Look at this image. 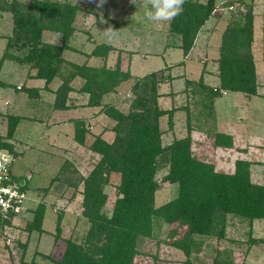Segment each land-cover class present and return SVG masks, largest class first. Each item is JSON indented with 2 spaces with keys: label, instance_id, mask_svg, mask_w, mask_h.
Here are the masks:
<instances>
[{
  "label": "trees",
  "instance_id": "obj_1",
  "mask_svg": "<svg viewBox=\"0 0 264 264\" xmlns=\"http://www.w3.org/2000/svg\"><path fill=\"white\" fill-rule=\"evenodd\" d=\"M237 2L238 7L235 12L230 11L221 36L219 86L207 87L202 77L196 81L195 89L200 86L204 97L209 100L206 104L209 107L204 106L208 102L206 99L203 110L208 108L210 113L213 98L220 95L221 90L257 94V73L252 52L254 5L243 0ZM214 8L215 0H185L182 13L169 22V34L175 38L167 46L180 48L186 56ZM84 11H96L95 5L85 7L67 0H0V12H9L12 20L11 33L5 37L0 57V69L6 60H11L27 64L34 70L31 78L44 80L42 87H19L18 90L24 91L34 102L30 104L40 111V104L44 105L41 102L44 98L42 91H50L53 101L46 104L49 106L46 118L51 112L74 110L78 106L87 110L96 108L90 116L79 114L66 119L73 125V141L99 155L92 169L84 177L80 176L76 183H83L81 216L88 223L87 229L80 238H65L60 258H54L50 253H39L38 249L34 255L47 259L50 264H149L139 261L144 256L139 242L156 238L184 255V260L174 261L173 264H205L206 260L200 254L202 247L209 244L210 238L217 242L230 240L227 231L231 217L249 224V247L264 242L263 237L252 235L254 221L264 219V183L252 178L253 161L237 158L232 171L217 170L212 161L197 154L193 128H189L185 136L164 144L160 119L166 115L171 128L173 113L178 108L163 109L159 106V83L164 76L171 78V75H160L158 71L144 76L132 75L129 62L121 60V49L110 43L95 44L90 51L77 47L74 43L75 21L78 12ZM108 21L115 27L119 24L113 19ZM47 32L58 33L60 43L47 41ZM65 50L86 58L80 63L68 60L63 55ZM113 52H118V55L112 64H108V57ZM91 58H97L100 63H90ZM55 79L59 83L52 89ZM76 79L81 80L78 87L74 85ZM125 83H129L132 93L129 108H120L116 101L103 100L105 95L117 93ZM5 85L0 80V86ZM74 95L85 98L84 103L76 104L77 97ZM100 114L109 119L108 125L96 133L92 131L89 119ZM207 114L205 117H208ZM5 117L7 133L6 139L0 138V150L16 158L18 152L13 138L19 122L26 117L12 112ZM30 119L43 120L38 112ZM208 129L206 134L210 138L206 140L212 146L233 147L234 141L229 134L217 131L214 124ZM106 131L112 132L111 139L103 136ZM162 169L165 172L158 179ZM58 173L44 188V194L53 181L58 180ZM162 183L176 184L177 193L174 198L157 205L155 194ZM76 184L72 186L76 188ZM111 186L114 188L113 198L107 190ZM28 187L27 181L23 188L27 190ZM74 194L73 191L71 199ZM45 197L34 208L26 209L31 212V217L22 227L27 234L26 239H17L15 244L6 246L10 264H46L35 256L26 259L31 234L37 232L40 236L44 232ZM64 214V207L56 211L55 244L62 238ZM12 218L13 214L6 219L0 214V239H7L4 231L6 226L13 227ZM157 224L169 227L162 240L158 239L155 230ZM214 246L209 264H248L245 255L223 252L217 244ZM14 250L18 252L17 256ZM152 258L159 264H172L155 254Z\"/></svg>",
  "mask_w": 264,
  "mask_h": 264
},
{
  "label": "rangeland",
  "instance_id": "obj_2",
  "mask_svg": "<svg viewBox=\"0 0 264 264\" xmlns=\"http://www.w3.org/2000/svg\"><path fill=\"white\" fill-rule=\"evenodd\" d=\"M67 1L71 3H78L85 7L95 5L96 11L78 12L76 17L74 43L82 50L90 51L95 44L106 42L115 45L116 47L125 48L128 51H136L133 52V65L141 67L143 62L145 63L144 71H136L135 69V73L138 72V74L141 72L148 73V70L149 72L157 70L158 68L163 67L165 62L174 60L175 58L179 59L182 55L181 49L177 47H170L165 52L163 50L165 41L169 39L168 41L171 42L175 38L168 35L170 21H147L143 15L144 9L139 6L136 7L135 5H132L129 0H107V3H105L102 8H97L96 3L92 2V0ZM221 1L222 0H220V2ZM245 2L255 5L253 0H245L244 3ZM256 2L258 7H263V11L264 0H256ZM237 5L238 4H236L233 9L228 8V18L231 12L236 11L238 7ZM225 6L227 7V5ZM260 8H256L257 11L255 10L257 15L262 13ZM108 19L118 21L120 26L116 28L112 22L108 21ZM256 21H258L257 17ZM260 25L264 28V22L262 20ZM109 26L113 27L118 33L117 37L111 42H107L104 35V30ZM11 28V14L9 12H0V57L5 46V37L10 35ZM255 30L258 34V30H260V28L256 27ZM219 32L221 31L218 30V34ZM45 39L47 41L60 43V35L58 33L47 32L45 33ZM218 41L219 35H216V37H214L211 41V46L217 47ZM197 51L200 53L201 50ZM64 55L69 59L73 58L75 62L79 63L86 58L82 54H74L72 52L69 53L68 51H66ZM116 56L115 52L111 53L108 57V64H112ZM142 56L147 57L145 61L142 60L143 62L141 61V59H143ZM217 57L218 54H216L215 49L209 48L207 58V68L209 70L217 68ZM96 61L99 60L97 58H91L89 62L96 64ZM97 63L99 64L100 62ZM177 67L179 68V66ZM177 67H175V73L178 72ZM31 72H34V70H31L27 64H21L11 60H6L0 69V80L6 83L5 86H0V138L6 139L7 120L5 116L7 113L12 112L26 117L19 122L13 138L18 156L14 158L12 169L17 175L29 177V187L26 191V199L24 202L25 207L28 209L34 208L38 201L45 196L44 200L47 202L45 218L43 221L44 232L40 236L37 232H33L31 234L29 246L26 251V259L30 260L33 256H35L34 254L36 249H38L39 253H50L54 258H60L65 247V238H80L87 229L88 223L86 222V219L81 216V191L83 189V183L80 182L78 185L76 183L80 176L84 177L92 169L98 161L99 155L85 147L79 146L73 141L72 123L67 121L62 124L51 125L50 122L60 118L66 120L67 117L73 115H92L93 112L96 111V108L87 110V108L81 109L78 106V108L74 110L51 112L49 117L46 118L45 115L49 112V106L46 104L52 103L53 96H51V98H49V95L47 97L45 96L41 101L44 105L40 104L42 107H38L40 111H37V106L30 104L34 102L26 96L24 91L18 90L19 87L24 84H26V86L35 83L37 84L36 81L28 79V73ZM54 81L55 82L51 84V88L52 86L53 88L56 87L59 83V80L57 79ZM217 82L218 81L215 75L209 77V83ZM38 83L42 87V82L38 81ZM80 83L81 80L76 79L74 85L78 87ZM179 84L180 82L175 80L171 85L161 83L159 88L163 91L168 88L176 89ZM232 95H236L234 102L230 100ZM74 96L77 97L75 100L76 104L84 103L85 98L77 95ZM222 96L223 99H227V101L223 104L224 107L219 102V106L224 110V112H217V114H223V116H221L218 120L219 123H217L218 126L221 125L219 128L224 132L245 131L246 133H244V136L238 135V137L234 139V146L232 148L212 146L210 141L206 140L210 138L206 136L207 134H205V136H196L195 147L197 148V154L212 161L217 170L224 172H230L233 170L234 161L237 158L251 160L253 161L251 165L252 178L254 181L264 183V138L259 139L257 137L259 132L264 134V121H262L261 125L257 126V131L255 129L254 136H251L253 138L247 139L251 129L249 128L246 130L240 120V117H245L247 120L249 119L248 114L244 113L250 104L257 100V97L253 96L250 98L244 96L242 93L236 94L233 92ZM131 97L132 93L129 91V83H125L119 88L117 93L107 94L103 100L111 103L116 101L120 108L127 109L129 108V101ZM183 99L184 96L179 95L170 99L167 98L166 103L162 100L160 104L162 107H169L171 105L180 104ZM206 99L208 100V98L201 94L195 96L193 101H195L197 106L201 105L202 107L203 103L207 101ZM259 100L260 101L255 102H257L259 104L258 106L263 109L257 111L259 119H262L264 117V99ZM207 103L209 104V100L205 104ZM193 110L195 111V109ZM197 110L200 109L197 108ZM37 112L38 115L43 118L40 122L30 119V117L35 113L37 115ZM257 116H254L255 119L258 118ZM204 119L207 123H210L212 117H205ZM108 120L109 119L103 114H100L97 117L92 118V120L89 121V124L93 126L92 131L98 133L102 130V127L108 125ZM166 121L167 117H164L162 119L163 126ZM178 122L176 130L172 133H164L165 135L162 139L164 144H167L172 140L169 138L173 133H175V137L173 138L181 137V133L186 134L185 129H183L184 121L181 120L179 123ZM59 133H61V135H59ZM103 136L106 139H111L112 132L106 131L103 133ZM239 147L244 148V150H239ZM164 172L165 169H162V171L158 173L157 178L160 179ZM57 173L59 175L58 180H54L52 185L44 194V188L49 186L50 181L53 180V177H55ZM72 184H76V188L72 186ZM107 190L113 198V186L107 188ZM73 191L75 194L71 199ZM176 193V184L162 183L161 188L155 194V202L157 205L163 204L164 202L174 198ZM63 207L65 214L62 221V238L55 244L53 242V233L55 229L56 211L61 210ZM30 217L31 212L29 210H23L14 217L13 227H7L4 231L5 235L10 237V243L15 244L17 239L21 241L26 239L27 234L22 227L25 221ZM255 224L258 226H255V230L253 228L252 235L254 237L264 236V219L255 220ZM252 227H254V225ZM155 228L158 239H164L169 227L157 224ZM227 234L231 241L224 240L217 242L214 238H210V241L208 242L209 244L202 247L200 253L201 257H203L208 264L209 259L214 254L215 244H217L223 252H234L237 256L245 255V260L249 264H264V242H259L251 245L250 247L248 246L247 238L249 234V224L246 221L231 217L228 223ZM232 239L236 241H232ZM8 245L9 244L5 242V239H0V264H10L9 252L6 248ZM139 248L144 253V256L140 257L139 261L142 260L145 261V263L159 264L152 258L153 254L159 257V259L162 258L164 261H168L172 264L174 261L184 260V255L181 251L165 244L164 241H157L156 238L142 239L139 242ZM14 251V255L17 256L18 252L16 250ZM35 258L41 263H51L39 255H36ZM206 261L205 264H207Z\"/></svg>",
  "mask_w": 264,
  "mask_h": 264
},
{
  "label": "crops",
  "instance_id": "obj_3",
  "mask_svg": "<svg viewBox=\"0 0 264 264\" xmlns=\"http://www.w3.org/2000/svg\"><path fill=\"white\" fill-rule=\"evenodd\" d=\"M193 1L206 2L207 0H193ZM237 1L238 0H234V2L232 1L234 6L236 4H238ZM253 1H254L255 5L253 6V13H254V41H253V44H252V52H253L254 61H255V65H256L257 85L258 86H257V94H254V95H247V94H244V93H242V94L244 96H247V97H250V98L255 96V97H257V100H255V101H260L259 99H264V42H263V39H264L263 29L264 28H262L263 24L260 25L261 20L264 22V10L262 11L263 7L260 8V7L257 6L258 4H257L256 0H253ZM221 2H220V0H215V8H214L213 12L211 13L209 18L205 21V23L199 29V31H198V33H197V35L195 37L194 44H193V46L191 47V49L189 50V52L187 53L186 56H184L183 52H182V55H181V57L179 59L175 58L176 60L175 59L174 60H169L168 62L164 63L163 67H160L157 70H152V71H158V73H160V75H162V74L166 75L168 73H169V75H171V78H169L167 76H164L165 78L162 80V82L159 83V87H160L161 83L162 84H167V85L170 84L171 85L172 82L175 81V80H178L180 82L179 86H177L176 89L168 88L167 90L163 91L162 89L159 88V93H160L159 98H158L159 106L161 108H163V109L178 108L173 113V120L174 121H173V125H172L171 128H169V126L167 124V121L164 123V126H163L162 119L164 117H167V116L164 115V116L161 117L160 125H161V128L164 130L165 134H168L170 132L172 133L174 130H176L177 122L179 120L180 121L181 120L184 121V128L183 129H185L186 134L188 133L189 128H193L194 129L193 132H192V135H193L194 139H195L196 136H205V134L208 133L206 129L210 128L211 124L215 125V129L217 131H219V132L223 131V130H221L219 128V126H221V125L218 126V124H217V123H219L218 120L220 119L221 116H223V114H219V113L217 114V112H219V111L220 112H224L223 108L219 106V102L223 106V104L226 103L227 99H223L222 95L229 94L231 91L225 90L226 91L225 93H223L221 91L220 95H218V96L213 98L212 108L210 109L211 113H210V111H207L208 108H207L206 111L203 110V107L204 106L206 107V104H204V106L201 107L200 105L197 106V104H195V101H193L194 97L197 96V95H201L202 94L204 96V93H202V89H201L200 86L199 87L197 86L198 88L195 89V87L197 85L196 81H198V79L200 77H202L203 84L206 85L207 87H218L219 83H220L219 82V76H218V69H219L218 57H219V52H220L221 36H222V33H223L224 28L226 26L228 14H229V10L225 6L228 3L225 4V3H221ZM256 8L257 9L260 8L262 13L257 15L256 14V11H257ZM256 17H257L258 21H256ZM119 24H118V26H120ZM118 26H116V28ZM256 27L260 28V30H258V34H257V31L255 30ZM218 30L221 31V32H219V34H218ZM168 35H170V34H168ZM216 35H219V41L217 43V47H215V46L213 47V46H211V41L213 40L214 37H216ZM168 40L165 41V43H164L165 44L164 47H163L164 52L168 48L173 47V46H167V43L170 42ZM113 46L116 47L115 45H113ZM116 48L117 49H121V51H122L120 53L122 62L123 63L129 62V64H130L129 66H130V70H131V74L132 75H134V76H144V75L150 73L149 70H148V73H143V72H141L139 74H138V72L135 73V69H136V71H138V70L139 71H141V70L144 71L145 63L143 61L146 60V58H147L146 56H142L143 59H141V61L143 60L142 61L143 65H141V67L134 66L133 65V59H134V53L133 52H136V51H131V50L128 51L127 49L121 48V47H116ZM209 48L210 49H215L216 54H218V57L216 58V61H217V66L216 67L217 68L214 69L215 71L214 70H209L207 68V62H208L207 58H208ZM197 50H201L200 53ZM66 51H68L69 53L72 52V51H69V50H65L63 55L66 53ZM127 51H128V53H127ZM194 52H196V53H194ZM72 53L76 54L75 52H72ZM115 53H116V55H118V52H115ZM64 57H65V55H64ZM65 58H67V57H65ZM67 59L71 60V61H74L73 58H70V59L67 58ZM97 62H99V61H96V63ZM177 66H179L180 70H179V68ZM175 67L178 68V69L176 68L178 70V72H176V73L174 72ZM259 72H261V73H259ZM32 73L33 72L28 73L27 77H28L29 80L36 81L37 84L35 83V84H32V85H28V86L41 87L39 85L38 81L42 82V86H43L44 80L43 79L31 78L30 75ZM212 75L213 76L215 75V77L217 78V81H218L217 83H209V77L212 76ZM24 86H26V84H24ZM54 88H56V87H54ZM54 88L52 86V89H54ZM233 93L238 94V93H241V92H233ZM42 95H43V97H45V96L47 97L49 95V98H51V96H53V93L50 92V91H42ZM179 95L184 96V99L180 102V104H178V105L168 104V105H171L169 107L168 106H165V107L161 106L160 103H161L162 100H164V102L166 103V99L167 98L170 99V98H173V97H177ZM235 96L236 95H234V96L232 95L230 100L234 102L235 101ZM255 101L250 104V106L247 108V110L244 113V114H246V113L248 114L249 119L247 120V119H245V117H240L241 123L244 125V128L246 130L249 129V128L251 129V132H249L247 139H252L253 138L251 136H254L255 129L257 131V126L261 125L262 121H264L263 120L264 117L262 119H259V115H258L257 111L261 110L262 108L260 106H258L259 104L257 102H255ZM197 108L200 109V110H197ZM263 108H264V105H263ZM193 109H195V111ZM207 112H209V115L207 114ZM206 114H207L208 117L211 116L212 119H213V120L211 119L210 123L205 122L204 118H205ZM255 115L256 116L258 115L257 119H255V117H254ZM88 116H90V115H88ZM89 121H91V120H89ZM52 122H55V123H52ZM64 122H67V121L60 118V119L51 121L50 123H51V125H56V124H62ZM179 130H180V128H179ZM208 131H209V129H208ZM164 133H163L162 137L165 135ZM180 133H181V131H180ZM224 133L229 134L232 137L233 141H234V139H236L238 137V135L244 136V133H246V132L245 131H240V132H238V131L237 132H235V131H227V132H224ZM186 134L181 133V135L180 134H177V135H180L181 137H183ZM59 135H61V133H59ZM263 135L264 134L259 132L257 137L259 139H262V138H264ZM173 137H175V133H173L170 136L169 139H175ZM177 138H179V137H177ZM166 139H168V138H166ZM238 149L239 150H244V148H240V147ZM253 225H254L253 228L255 230V226H258V225L255 224V221H254ZM262 237H264V236H262Z\"/></svg>",
  "mask_w": 264,
  "mask_h": 264
},
{
  "label": "built area",
  "instance_id": "obj_4",
  "mask_svg": "<svg viewBox=\"0 0 264 264\" xmlns=\"http://www.w3.org/2000/svg\"><path fill=\"white\" fill-rule=\"evenodd\" d=\"M232 1L234 0H222V3H228L227 8L233 9ZM221 91L226 92L225 90ZM13 161L14 157L10 153L0 150V165H3V168H0V214L4 219L13 214L12 223L16 215L27 209L24 203L27 190L23 187L29 180V177H23L13 172ZM5 242L10 244V237H7Z\"/></svg>",
  "mask_w": 264,
  "mask_h": 264
},
{
  "label": "clouds",
  "instance_id": "obj_5",
  "mask_svg": "<svg viewBox=\"0 0 264 264\" xmlns=\"http://www.w3.org/2000/svg\"><path fill=\"white\" fill-rule=\"evenodd\" d=\"M97 8H102L107 0H92ZM132 5L144 9V18L149 22H165L175 19L183 11L185 0H129ZM107 42L114 40L118 33L109 26L104 30ZM3 168V165H0Z\"/></svg>",
  "mask_w": 264,
  "mask_h": 264
}]
</instances>
